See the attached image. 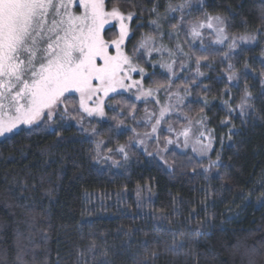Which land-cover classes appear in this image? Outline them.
<instances>
[{
    "label": "trees",
    "instance_id": "1",
    "mask_svg": "<svg viewBox=\"0 0 264 264\" xmlns=\"http://www.w3.org/2000/svg\"><path fill=\"white\" fill-rule=\"evenodd\" d=\"M121 2L126 11L129 3L136 4L143 16L139 22L145 26L136 38L150 31L148 21L154 16L141 9H150L154 0ZM158 2L163 14L167 0ZM203 11L228 17L230 36L257 37L241 43L228 59H222L225 46H214L218 54L202 62L205 75L191 86L184 111L198 118L204 109L207 127L214 129L211 154L203 158L173 149L167 158L174 172L168 174L132 143L127 161L111 153L122 159L116 167L94 159L96 141L103 140L102 151L109 154V148L127 144L132 132L112 136L108 129L115 121L99 118L85 120L90 121L85 127L101 129L97 136L82 133L75 120L57 116L50 127L26 126L0 138V264H17L21 250L26 264H98L99 259L110 264H264V0H205L203 8L193 6L186 20L203 19ZM163 23L168 29V22ZM180 37L188 51L195 50L185 43L190 38L183 31ZM229 63L238 86L227 79ZM195 67L193 59L184 73L189 81ZM184 74L175 84L188 82ZM245 87L253 107L242 116L236 106ZM130 97L123 95L136 105L138 120L143 102ZM120 99L115 96L109 103ZM229 107L236 110L229 112ZM106 109L109 118L120 112V106L115 112ZM119 119L126 128L137 126L127 108ZM223 120L228 123L221 124ZM217 155L218 166L205 172ZM105 251L107 257L101 255Z\"/></svg>",
    "mask_w": 264,
    "mask_h": 264
},
{
    "label": "snow or ice",
    "instance_id": "2",
    "mask_svg": "<svg viewBox=\"0 0 264 264\" xmlns=\"http://www.w3.org/2000/svg\"><path fill=\"white\" fill-rule=\"evenodd\" d=\"M204 4L205 0H180L177 3L167 0L162 14L158 0H154L150 9H141L154 16L148 21L150 31L140 32L136 38V33L145 25L139 22L143 16L138 15L137 5L133 3L127 5L131 10L126 11L121 0H0V137L18 134L21 126L32 128L45 124L50 127L56 123L57 116L61 120L65 117L75 120L82 133L97 136L101 129L85 127L86 118L110 119L115 121L108 129L112 136L123 135L125 131L133 133L127 144L109 148V154L103 157L115 165H119V161L113 160L111 153H119L127 161V149L133 142L168 174L174 172V165L169 163L167 156L169 153L174 155L176 147L186 149L191 146L193 153L206 156L212 150L214 129L207 127L203 108L199 110V118L190 117L184 111L186 101L192 95L191 86H198L197 79L205 75L200 71L202 62H208L210 56L218 54L214 46H223L230 41L227 51L222 54V59H228L241 42L251 43L257 37L230 36L228 17L219 13L203 11V19L186 20L194 5L203 8ZM134 20L137 21L135 27L132 26ZM172 20L176 23H171ZM163 22H168L167 31ZM205 30L214 36L208 44L204 42ZM182 31L191 38L185 43L195 50H184L180 41ZM166 37L168 41H175L174 46L169 47L164 42ZM196 41H199L198 48ZM193 59L194 78L189 81L185 75L184 80L188 82L175 84ZM228 69V81H237L234 86H238L239 77L231 71V63ZM125 93L132 94L130 99L136 101H151L157 106L156 110L145 108L144 116L136 120V105L123 99ZM115 96L121 99L109 103ZM251 98L252 93L245 87L236 106L242 116L248 115V109L253 107ZM203 104L208 106L207 97ZM224 104L228 105V101ZM117 106H120V112L107 117L105 109L115 112ZM125 108L137 125L143 124L148 130L138 132L135 127L126 128L125 121L119 119ZM235 110L228 108L229 112ZM73 112L76 115H72ZM173 116L175 121L171 119ZM181 120L185 123H180ZM227 123L221 121V124ZM235 131V126L229 130V139ZM150 141L155 142L151 151L148 149ZM103 143V140H97V149ZM94 159H101L99 152ZM219 159L217 155L204 171L218 166ZM47 194L51 195V192ZM137 196H140L139 190ZM173 245L180 246L175 240ZM101 255L107 257L108 253L105 251ZM16 261L26 264L22 250L17 253ZM98 264L110 262L99 259Z\"/></svg>",
    "mask_w": 264,
    "mask_h": 264
},
{
    "label": "rangeland",
    "instance_id": "3",
    "mask_svg": "<svg viewBox=\"0 0 264 264\" xmlns=\"http://www.w3.org/2000/svg\"><path fill=\"white\" fill-rule=\"evenodd\" d=\"M77 11H79V9H77ZM166 31L168 30V29H165ZM204 42H209L210 40H212V39H214V36L212 35V34H210V32L208 31V30H205L204 31ZM190 38V37H189ZM190 40H191V38H190ZM174 41V40H173ZM180 41H181V37H180ZM166 44H168V46L169 47H172V46H174V44H172V43H170V41H167V40H165L164 41ZM182 42V41H181ZM230 42V41H229ZM229 42H226L225 43V45H223V46H225L226 48H227V43H229ZM174 43H175V41H174ZM241 43H243V42H241ZM240 43V44H241ZM251 43H253V42H251ZM244 44H246V43H244ZM248 44H250V43H248ZM196 45H199V41H196ZM184 50L187 52L188 50L185 48V46H184ZM158 57H154V59H157ZM180 59H184L183 57H180ZM191 64H192V61L191 62H189V66H188V68H186L185 70H184V72H181L180 73V76H182V74H184V73H186L187 71H189V69H190V67H191ZM177 71H179V69L177 68ZM188 73V72H187ZM186 74H184V76H185ZM183 76V77H184ZM188 76V75H187ZM235 82V81H234ZM129 95H131L132 96V94H130V93H128ZM181 94H183V89H181ZM161 100L163 101V95H161ZM143 102V101H142ZM143 107H144V109L145 108H147V109H149V110H156V105L154 104V103H152L151 101H149V102H147V103H145V102H143ZM105 111H106V113H107V109H105ZM144 110H143V112L141 113V117H143L144 116ZM140 117V118H141ZM139 118V119H140ZM199 118V117H198ZM69 119V118H68ZM138 119V120H139ZM171 119L172 120H176V117H171ZM88 122H90V121H88ZM86 123V121H85V125L86 124H89V123ZM75 123H76V121H75ZM180 123H185L184 121H180ZM77 124V123H76ZM78 125V124H77ZM79 126V125H78ZM24 127H26V126H21V129L22 128H24ZM133 128V127H132ZM136 129H137V131L138 132H143V131H145V130H148L143 124H140V125H137L136 127H135ZM133 135V133L131 134V136ZM163 135H167V133H164ZM0 138H3V137H0ZM205 142H207V141H205ZM134 144H135V142H133ZM136 145V144H135ZM137 146V145H136ZM155 146V142L154 141H150L149 143H148V149H149V151H151L152 149H153V147ZM163 145H161V147H162ZM137 147H139V146H137ZM170 147H172V146H170ZM140 148V147H139ZM213 148H214V141H213V146H212V150H213ZM140 149H142V148H140ZM174 149H176V150H178V151H182V152H184V151H192L191 150V146H189L188 148H182V147H176V148H174ZM212 150L206 155V156H204L203 158H206V157H208L210 154H211V152H212ZM143 151V150H142ZM97 152H99V154H100V157H101V159L99 160V161H101V160H104V161H108V162H110V164H113L112 163V160H106V159H103V157H105V156H107L108 154H104L103 153V151H102V147H101V145H100V148L99 149H97ZM197 155V154H196ZM112 159L113 160H116V161H119V165H115V164H113L114 166H116V167H119L120 165H121V163H122V159H120L119 157H117V156H113L112 155Z\"/></svg>",
    "mask_w": 264,
    "mask_h": 264
}]
</instances>
